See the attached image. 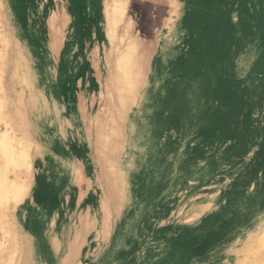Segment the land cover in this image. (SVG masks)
Instances as JSON below:
<instances>
[{
    "label": "rangeland",
    "instance_id": "rangeland-1",
    "mask_svg": "<svg viewBox=\"0 0 264 264\" xmlns=\"http://www.w3.org/2000/svg\"><path fill=\"white\" fill-rule=\"evenodd\" d=\"M105 1L0 0V64L9 54L3 73L6 110L36 144L25 167L28 193L13 212L16 229L31 247L24 262L17 243L14 264H264V240L256 242L264 238V0H182L185 34L166 62L159 40L170 0L131 1L136 28L130 34L140 42L146 63L150 144L149 162L135 173L133 203L124 212L112 204V181L95 148L97 124L119 109L111 85ZM26 49L33 57L26 66L38 111L28 98L23 69L15 73ZM242 57L251 62L239 76ZM57 110L71 123L67 137ZM7 121L0 117V139L7 132L15 150L18 139ZM16 173L9 174L8 193L0 176L5 206L22 174ZM194 196H212L216 203L200 220L182 223L180 214ZM2 259L0 254L1 264Z\"/></svg>",
    "mask_w": 264,
    "mask_h": 264
},
{
    "label": "bare ground",
    "instance_id": "bare-ground-1",
    "mask_svg": "<svg viewBox=\"0 0 264 264\" xmlns=\"http://www.w3.org/2000/svg\"><path fill=\"white\" fill-rule=\"evenodd\" d=\"M131 1L132 0H106L105 3H104V12H103V23H104L106 38H107V41H108V43L110 45V54H111V63L110 64H111V66L113 68V72H112V76H111V82H112L111 85H112V89L118 95L119 109L117 111L118 113H117L116 116H111V118L109 120H107L105 123L97 124V130H96V135H95V148L101 154V156L103 157L104 162H105V166H106L107 174L109 175V177H110V179L112 181V187H111L112 188V196H111V198H113V203L112 204L115 207V210L117 212H120V211L124 212V211H128L130 209V206L133 203L132 188H133V179H134L135 173L139 170L140 167H142V165H144V164L149 162V144H150V128L149 127H150V122H149V117L146 115L147 106H146V100H145V98H146V95H145L146 90H145V88L147 86V81H146L145 76H144V72L146 70V68H145L146 67V63H143V61H144L143 60V56L140 54V50H141L140 49V47H141L140 42L138 41L137 38H133V36H131V34H130L131 30L133 28H136V27H134L135 26L134 25L135 21L134 22L132 21L133 17L131 16L132 17L131 18L129 16V10H130V6H131ZM220 1H222V0H220ZM190 2H193V1H190ZM224 2H226V0ZM221 3H223V2H221ZM250 3H251V1H250ZM219 5H221V4H219ZM216 8H218V7H216ZM5 12H6V10H5ZM1 13H0V15H1ZM184 13H185V3L182 0H172V1L169 2V10L166 13L167 14V18L165 20V23H164V26H163V29H162L163 34L161 35V40H159L160 43H161V46H162V53H163L164 62H166L167 59L169 57H171V54L174 53L175 47L178 45V43L184 37V34H185V30L183 28V16H184ZM219 13H220V10H219ZM7 15H9V14H7ZM90 17H92V16H90ZM98 17H101V16H98ZM53 18H54V16H53ZM53 18H52V20H53ZM135 20H136V18H135ZM4 22H5V20H4ZM5 24H7V22ZM198 24H199V22H198ZM54 25H55V21L53 20V22H51V27L54 28ZM224 26H226V25H224ZM5 27H6V25H5ZM197 27H199V26H197ZM246 27H247V25H246ZM231 28H232V26H231ZM231 28H228V30L231 29ZM121 31H122V34H120ZM9 32H12V31H9ZM139 33H141V32H139ZM223 33H225V32L223 31ZM7 35H9V34L7 33ZM206 36H208V35H206ZM218 36H219V34H218ZM247 36H249V35H247ZM202 38L204 39V37H202ZM205 40L207 41L208 39H206V37H205ZM197 41H198V39H197ZM200 41H202V40H200ZM214 41H215V39H214ZM234 42H235V40H234ZM224 45L227 46V44H224ZM234 45H235V43H234ZM226 51H228V50H226ZM226 51H225V53H227ZM206 52H203V54L206 53ZM219 52H216L217 53V58L219 56V54H218ZM222 53L224 55V52H222ZM101 54H102V52H101ZM206 54L208 55V53H206ZM203 56H202V58H203ZM227 56H229V55H227ZM195 57H196V55H195ZM207 57H209V56H207ZM28 58L33 61V57L31 56L29 50L27 51V49H26V51L20 53V55L18 56V63L16 65V72L15 73H16V76H19V74H18L19 69L20 70L23 69L22 72H23V75H24L23 76L24 86H26V88H29L30 91H31V88H33L34 85L32 83L33 74L31 73L30 69H28L27 66H26ZM50 58H52V57H50ZM221 59H222V57H221ZM1 60H4V62L0 64V115H1L0 117H2V119L6 120V121L8 120L7 123L10 125L12 130H14V132L16 134V138L18 139L15 150H14V148L9 146L8 140H10V139L8 137H6V133L7 132H5V134H3V137L0 139V146H2V145L4 146V148H3L4 151L2 150V152L0 154V156H1L0 157V164H1L0 165V176L3 179V180H1L2 181V184H1L2 189H8L6 191V193L9 192L10 187L7 186L6 184L8 183V179H10L9 178V174L10 173H12L14 175H17V173H16L17 169H20L21 173H22L21 176H18L16 184H14L16 186H13V187H16V189H15L14 195H12L11 198H14L16 203L12 202L11 198H8V203H7L8 207H7V206L4 205L3 197L0 195V254H2V256H3V259H2L3 260V264H14V261L16 260L15 256L18 254V251H19V246H16V244L21 242L19 244L21 245L20 247H21L22 251H21V255H19V256H20V259H22L24 262L28 258V254L30 252V247H31V244H29L26 234L21 229H20V231L18 229H16L17 220H16V216H14L13 212H14V209H16L18 207V205L22 202V199L26 196V194L28 193V190H29V185H28V182H27L28 175L25 173V167L30 163V155H31L30 152H31L32 149H34L33 146H34L35 142H32V140L29 138L30 135L26 131V129H23V127H19L17 125H13L12 124V122H11V112L6 110V104L9 105V100H7L8 98H7V96H5L6 95V88H5V85L3 84V75H4L3 73L5 71V68H7V65L9 64V62H8L9 54L2 55ZM196 60H194V61H196ZM201 60L202 59H200V61ZM214 62H216V61H214ZM250 62H251V60H250ZM250 62H249V60L244 59V58L239 61V65H238V68H237V74L239 76H244L246 74V71H247V68H248V65H249ZM213 69H215V68H213ZM192 71H193V69H192ZM214 71H216V70H214ZM184 72H186V71H184ZM187 73H185L184 76H186ZM199 73H201V72H199ZM184 76H183V78H184ZM209 76H207V77H209ZM188 79H189V77H188ZM210 79H212V78H210ZM221 86H222V84H221ZM216 88H215V90H216ZM202 92H207L208 93V91H202ZM29 93L30 94H29L28 98L32 102L31 105L33 106L34 109L36 108L35 109L36 111H38V109H40V103L38 102V99L35 96L36 94H34V92H32V91L29 92ZM191 94H193V93H191ZM200 96H202V95H200ZM205 96L207 97V95H205ZM173 97H171V98H173ZM209 98H210V94H209ZM186 99H188V98H186ZM29 100H28V102H29ZM115 102H116V100H115ZM64 104H65V102H64ZM189 107H190V104H189ZM167 110H170V109L167 108ZM60 111L61 110H57V113H55V118H56V120L60 121L62 134L65 137H67V135L70 134L71 123L69 122V119H63L62 118ZM203 111H205V110H203ZM82 113H84V112L82 111ZM42 115H43V113H42ZM49 118H51V117H49ZM99 119H100V117H99ZM104 120H106V119H104ZM99 122H100V120H99ZM160 122H161V119H160ZM185 132L187 133L188 131H185ZM156 133H158V132H156ZM190 133H191V131H190ZM183 136H184V134H183ZM10 138H12V137H10ZM12 141H13V139H12ZM91 141H92V139H91ZM37 148H38V145H37ZM4 158H7V160H5V163L2 164V160ZM172 160H173L172 158L169 159V161H172ZM95 161H97V160H95ZM2 166L5 167V169H3ZM18 174H19V172H18ZM78 174H79V172H78ZM170 177H163L162 181L167 179V178H170ZM103 194H104V192H103ZM9 196H11V195H9ZM197 197L198 196H194V197H192L191 199H189L187 201L186 206L183 208L182 213L180 214V217H179L180 222L189 223V224L190 223H194V222L200 220L202 217H204L206 214H208L210 211L213 210L214 206H212V205H214L216 203V200L212 196L205 198V200H199V198H197ZM109 201L110 200H105L104 203L108 204V206H109ZM108 209H110V207ZM111 211H112V209H111ZM9 217H13V218L10 219ZM108 219H110V218H108ZM260 232H258V233H260ZM263 234H264V231H263ZM52 238H54V237H52ZM252 239H254V238H252ZM252 239L249 238V240H252ZM257 240H258L259 243H261L264 240V238L260 237V238L256 239V242H257ZM54 241L52 243V246L55 249H58L59 245H58V243L56 241L55 242ZM68 244H69V242H68ZM45 259H43V260H45ZM245 261H247V260H245Z\"/></svg>",
    "mask_w": 264,
    "mask_h": 264
},
{
    "label": "crops",
    "instance_id": "crops-1",
    "mask_svg": "<svg viewBox=\"0 0 264 264\" xmlns=\"http://www.w3.org/2000/svg\"><path fill=\"white\" fill-rule=\"evenodd\" d=\"M170 1H172V0H170ZM170 1H169V2H170Z\"/></svg>",
    "mask_w": 264,
    "mask_h": 264
}]
</instances>
